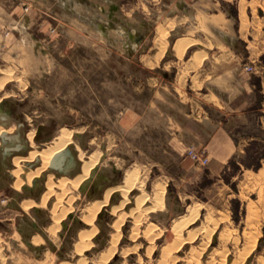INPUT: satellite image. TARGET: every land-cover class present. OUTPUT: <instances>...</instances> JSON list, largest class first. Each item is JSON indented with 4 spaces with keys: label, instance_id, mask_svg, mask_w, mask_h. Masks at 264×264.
Returning a JSON list of instances; mask_svg holds the SVG:
<instances>
[{
    "label": "rangeland",
    "instance_id": "rangeland-1",
    "mask_svg": "<svg viewBox=\"0 0 264 264\" xmlns=\"http://www.w3.org/2000/svg\"><path fill=\"white\" fill-rule=\"evenodd\" d=\"M237 4L236 0L225 2L238 27ZM244 4L245 10L249 7L248 14L245 12L247 18L259 22L257 30H262L264 0H244ZM60 6L62 4L58 8ZM10 9H16V20L8 27L5 20ZM42 15L35 0H0V79L9 78L0 92L1 102L7 100L17 104V119L26 124L28 132L35 131V136L41 126L52 131L50 137L43 141V146L64 127L75 131L69 146L75 153L78 171L66 176L74 177L80 173L82 161L78 158V147L86 156L102 152L105 159L100 160L98 165L111 182L105 185L99 197H88L77 189L79 198L73 202L74 211L71 212L74 218H69L68 213L63 219L66 227L61 224V235L57 240L52 236L49 242L42 240L45 249L40 258L42 256L44 261L48 256L46 264H61L78 258L74 253V244L79 231L88 228L80 221L81 209L89 201L102 198L107 188L121 183L127 170L136 169L145 177L147 192H152L158 182L166 185L165 207L146 214L136 240L131 237L135 227L133 219L127 217L120 229L118 249L108 264H160L163 249L167 247H177L171 251L170 259L178 260H171L169 264H188L187 259H192V264L198 261L200 263L197 264H238L240 255L251 247L254 239L257 240L256 246L242 264H264V178L242 176L239 173L241 170L230 167L218 179L204 171L198 181L185 182L181 162L193 146L189 145L185 150L177 125L170 121L169 115L174 112L171 106L173 93L168 90L155 93L149 86L152 83L149 80L150 71H137L141 63L138 57L133 59L128 56L125 45L113 40L110 45L96 38L92 42H79L75 37L70 39L71 35L63 32L65 29L60 23L65 22L58 15L46 17L53 25L47 34L50 41L44 43L47 53H43ZM246 66L251 69L247 70ZM257 66L264 67V54L254 65H245V69L253 72ZM173 78L174 74L161 82L168 83ZM252 78L256 86L255 104L248 123L235 131L256 137L241 159L253 166L260 161L263 166L264 127L259 121L264 117V68L261 76L253 75ZM259 80L261 89L258 88ZM9 128H14V132L17 122L10 121ZM34 142L35 146H42L36 140ZM27 162H22L23 172L29 168ZM14 168L10 161L9 166L1 170L0 236L17 254L25 252L35 262L38 254L25 245L20 230L35 233L32 220H36L39 228L46 233V228L53 222V197L45 206L40 204L38 215L31 209L36 205L27 210L29 216L24 214L17 204H13V199L27 198L22 186L20 191L12 188L14 177L11 171ZM47 172L54 174L53 180L58 179L49 168ZM46 180L45 174L41 181L43 190H39V195L47 189ZM137 193L134 191L131 197ZM179 193L181 199H178ZM128 206L123 212H128L134 203ZM109 211L110 207L102 209L99 212L101 216L98 214L95 220L98 231L92 238L93 245L83 254L89 259L106 252L111 237L117 234L113 224L118 216H112ZM193 213L197 214L196 221L184 226L182 235L186 238L192 234L194 241L181 244L174 228ZM147 228H153V241L143 236ZM150 248L154 252L149 253Z\"/></svg>",
    "mask_w": 264,
    "mask_h": 264
},
{
    "label": "crops",
    "instance_id": "crops-1",
    "mask_svg": "<svg viewBox=\"0 0 264 264\" xmlns=\"http://www.w3.org/2000/svg\"><path fill=\"white\" fill-rule=\"evenodd\" d=\"M35 1L43 14V53H47L44 43L50 41L47 34L53 25L46 17L58 15L65 22L60 24L65 29L63 32L71 35L70 39L92 42L96 38L110 45L112 40L125 45L128 56L138 57L141 63L137 71H150L152 90L173 93L174 112L169 118L182 135V145L185 150L189 145L204 149L209 157L206 167L198 166L189 155L183 157L185 182L198 181L204 171L218 179L230 169L233 159L241 165L242 176L264 178V165L255 172L241 163L256 137L235 131L248 123L256 94L252 77L261 76L264 68L257 66L253 72L245 69V65H254L264 54V26L257 30L259 22L247 18L249 7L245 10L244 0H236L238 27L237 20L225 7V2L231 0ZM6 14V25L11 27L16 20V9ZM172 74L173 80L161 82ZM259 123L264 127V117ZM19 199L13 204L29 216L21 204L31 198ZM31 209L35 214L40 211L38 207ZM32 222L39 227L38 221ZM38 234L32 235L31 242ZM42 238L43 242L52 240L48 233L47 238ZM43 242L32 243L34 248L25 243L38 254L32 262L29 255L20 251L17 254L0 236V264H16L15 261L40 264Z\"/></svg>",
    "mask_w": 264,
    "mask_h": 264
},
{
    "label": "bare ground",
    "instance_id": "bare-ground-1",
    "mask_svg": "<svg viewBox=\"0 0 264 264\" xmlns=\"http://www.w3.org/2000/svg\"><path fill=\"white\" fill-rule=\"evenodd\" d=\"M8 79L9 78H1L0 79V92L3 90ZM1 100L2 99L0 97V102H1ZM13 130H14V128L7 129V128L0 125V134H1V132L3 133L4 131H8L11 133ZM74 134H75L74 130L64 127L59 131L58 135L56 137H54L49 143L45 144L41 148H37L35 146V142H34L35 131L29 132L28 139L34 148L32 151H30V153L26 157L18 156V157L14 158V164L16 165V168L12 172V174L16 178V180L14 182V186H15L14 188H17L19 190L20 187L25 183V178L22 177L23 176V165H22L23 163L22 162H25V161L33 162L32 160H34V159H35L34 161H36V159L40 160L38 167L31 169L26 174L27 183L30 184L31 180L34 177H37L42 172L45 173L47 171V169L50 167L51 159L54 157L55 154L63 151L70 144H72ZM77 151H78V158L82 161L81 170H80L79 174L75 175L74 177H68L66 175L61 176L57 180H53L54 174L49 173L47 175V180H46V188L47 189H46V192L43 194V199H42L41 204L43 206H45L46 204L49 203L50 198L53 197V202L51 203V206H52L51 218H52L53 222H52V224H50V226H48V233L50 234V236H52V238H55V239L59 235V232L61 230V223H62L63 219L67 216L68 213L71 214V212L74 211L73 202L75 200H77V198H79V194L77 193V189H79L80 186L84 183V181H86L91 176L93 169L96 166H98L99 161L102 159V152H100V151L95 152V153L92 152V154H90L88 156H86L85 152L79 150L78 147H77ZM140 172L141 171L136 170V169L127 170L123 174L124 176L122 178L121 183L107 188L105 193H103L104 195L102 198H100V199L97 198V199L89 201L83 207V209H81L82 212L80 213L81 214L80 219L83 221V223L86 226H88V228H84V229L82 228L79 231V233L77 232L78 233V239L75 242L73 249H74L75 255L78 256V258L75 257L76 259H74V261H63L61 264H108V262L112 259V257L114 256V254L116 253V251L118 249V243H119V240L121 237L120 229L122 228L123 223L126 221V218L130 217L133 219L135 227L133 229L131 237L134 240H136V238L140 235V225L145 220L146 214L150 213V212L160 211L165 207V197H166V190H167L166 185L161 184L162 182L159 183L157 181L158 184H155L154 189H152L153 191L147 192L146 188L144 187L145 183H146L144 181L145 177L143 178ZM134 191H138V193L135 194L133 197H131V194L134 193ZM114 194H118V200H119L118 203H114L115 201L113 203L111 202L112 196ZM131 202L134 203V206L132 208H130L128 212H123L125 207H129L128 205ZM36 204L37 203L33 200H26V201L22 202V207L25 210H29L32 206H34ZM106 207H110L109 212L112 216H118V220L116 222H114L115 224H113L116 228L117 234H114V235L112 234L113 236L110 239V242L108 244V248H107L106 252L101 253L96 258L89 259L88 257L83 256V254L87 249H89L93 245L92 238L96 235V233L98 231V227L95 224V220H96L99 212L102 209L105 210ZM69 214H68V216H69ZM196 218H197V214L193 213L191 216L184 219V221H182L181 224H178L177 226H175L174 232H175L177 239H179L181 241V244H184L185 242H188V241H192L194 239V235H192V234L186 238L183 237L182 229L184 226L191 225L192 223H194L196 221ZM155 226H153V227H155ZM155 228L157 230V226ZM145 229H144V231H145ZM152 229L153 228H151V229L147 228V230L145 232H143V234H144L143 236L146 239H148L149 241H153L155 239V236H153L154 232L152 233V231H151ZM229 236H231V235H229ZM249 238H251V235ZM228 239H230V237ZM228 239H227V241H228ZM42 240H43V238L41 236H36V237H34L33 242L39 243V242H42ZM256 242H257V240L254 239L250 245L251 246L250 248L248 246H247L248 247L247 250H246L247 247L244 248L246 251L240 255L239 259L237 260V261H239L238 264H242L243 262H245L247 260L248 256L253 251V248L256 246ZM173 249H177V247H172V248L167 247V248L163 249L164 250L162 252L163 253V255H162L163 259L160 260L161 261L160 264H169V262H171L172 259H170V257L172 258L171 251ZM202 249H205V247H203ZM148 251H149V253L154 252L153 248H150ZM216 253H218V252H216ZM212 255H214V254H212ZM196 257H197V254H196ZM48 258L49 257L47 256L46 259L48 260ZM193 258H195V257H193ZM17 259H15V260H17ZM190 259H191V257H190ZM47 260H44L40 264H46ZM177 260L178 259H175L172 261H177ZM191 260L187 259L186 261H188V264H192ZM195 260H196V258H195ZM237 261L235 263H237ZM198 262L200 263V261H198ZM15 263L16 264H22L20 261L19 262L15 261Z\"/></svg>",
    "mask_w": 264,
    "mask_h": 264
},
{
    "label": "flooded vegetation",
    "instance_id": "flooded-vegetation-1",
    "mask_svg": "<svg viewBox=\"0 0 264 264\" xmlns=\"http://www.w3.org/2000/svg\"><path fill=\"white\" fill-rule=\"evenodd\" d=\"M3 108L9 113V115H10V119H11V121L12 122H14V121H16L17 122V128H16V130L14 131V132H8V131H6V132H8L9 134H12V135H17V134H20V137H21V139H20V142H18V141H15L14 143H13V147H12V149L10 150V151H8V152H6L5 151V146L1 143V141H0V175H2L1 174V170H3L4 168H6V167H8L9 166V164H10V161L12 162V164L15 166V168H16V165L14 164V158L15 157H18V156H24V157H26L29 153H30V151H32L33 150V146L31 145V143H30V141H29V139H28V134H29V132H31V131H27V129H26V124L24 123V122H21L19 119H17V115H18V106H17V104H15V103H9V102H7V103H5L4 104V106H3ZM19 124H22L20 127H19ZM9 129V128H8ZM51 130L50 129H48L47 127H43V126H41V127H39V129H38V132H37V135L34 137V140H36L38 143H40L42 146H40V147H38V146H36L37 148H41V147H43V141H45V140H47L49 137H50V134H51ZM1 135V134H0ZM32 148V149H31ZM35 160V159H34ZM34 160H32L33 162H31V161H25V162H27V164H30V163H34L35 161ZM40 161V160H39ZM40 163V162H39ZM39 163H36V164H34V167H30V165H28L29 166V168H25V171L23 172V178H25V183L22 185V187L21 188H23L25 185H27V186H30V187H32V183H33V181L36 179V178H39V180H38V183H37V185L34 187V188H32V191H28V190H24V192H25V195L28 197V198H31L30 200H33V201H35L37 204H36V206H34V207H38V208H41V206H40V204H41V202H42V199H43V194L46 192H44L43 194L42 193H40V195L38 194V192H39V190H43V187H42V185H41V181H43V175H45L46 174V176L48 175V172L46 171L45 173H41V174H39L37 177H34L32 180H31V182H30V184H28L27 183V180H26V174H27V172L28 171H30L31 169H34V168H36V167H38V165H39ZM23 165V164H22ZM24 166V165H23ZM14 168V169H15ZM78 168V162H77V164L75 165V166H73L72 168H71V171L73 172V174H70V176H72V175H74L76 172L75 171H78V170H76ZM13 169V170H14ZM13 170L11 171V174H12V172H13ZM75 172V173H74ZM12 176L14 177V181H13V186H12V188H14L15 186H14V182H15V180H16V178H15V176L12 174ZM61 176H63V175H61ZM61 176H58L57 178H59V177H61ZM110 180H109V177H108V181L106 182V184L109 182ZM111 182V181H110ZM16 191H20L21 189H17V188H14ZM102 191V190H101ZM101 191H97L96 192V190H95V194H93V196L92 197H94V196H96V197H99L100 196V192ZM10 193V192H9ZM17 195V197H22L20 194H16ZM42 196V197H41ZM97 199V198H96ZM14 201H17L18 199H13ZM40 200V203L38 202ZM22 205V204H21ZM33 207V208H34ZM38 213H40L39 212V210L37 211V215H38ZM100 215V214H99ZM82 221V220H81ZM63 223V222H62ZM61 223V224H62ZM37 225V223L36 222H32V226L34 227V231H35V233H39L38 235H36V236H43L44 238H47V234L46 233H48V228H46V233H44L43 232V229H41V228H39L38 227V225ZM21 232H22V235H23V241L27 244V242H29V243H33L34 245H37V244H35L34 242H33V239H34V237H33V239H32V242H31V237H32V235L34 234L33 232H29V233H25L23 230H20ZM41 234V235H40ZM50 235V234H49ZM59 235H61V234H59ZM35 236V237H36ZM41 236V237H42ZM62 236H63V234H62ZM32 244V245H33ZM39 245V244H38ZM43 249H45V247H44V244L43 245H41L40 246V250L42 251Z\"/></svg>",
    "mask_w": 264,
    "mask_h": 264
},
{
    "label": "water",
    "instance_id": "water-1",
    "mask_svg": "<svg viewBox=\"0 0 264 264\" xmlns=\"http://www.w3.org/2000/svg\"><path fill=\"white\" fill-rule=\"evenodd\" d=\"M9 101H2L0 103V125L9 128V123L11 121L9 113L3 108L4 104ZM10 103V102H9ZM22 124H19V127ZM79 137V134H77ZM20 134L17 135H12L9 134L8 132L4 131L0 135V141L1 143L5 146V151L8 152L12 149V145L15 141L20 142ZM105 157L103 156L101 161L104 160ZM39 159H36L34 163H30V167H34V164L39 163ZM77 164V160L75 157V153L72 150L71 146H68L66 149H64L61 152H58L57 154L54 155V157L51 159L50 167L49 169L53 172L56 173L57 176L61 175H70L73 174L71 171V168ZM45 175H43L44 177ZM39 178H36L33 181L32 187L25 185L23 187L24 190L32 191V188H34L37 183H38ZM108 181V177L103 173L102 168L98 165L96 166L92 173L91 176L84 181V183L80 186L79 191L81 193L86 194L88 197H92L93 194H95L98 190L101 191L105 188L106 182ZM96 190V192H95ZM118 200V194H114L112 196V203L114 201ZM101 214L99 215V217ZM69 218H74V215L71 213L68 216ZM77 220H80L79 218ZM81 221V220H80ZM64 227H66V224L62 223ZM96 240L98 238H95ZM28 246L31 248H34L33 245L29 242H27Z\"/></svg>",
    "mask_w": 264,
    "mask_h": 264
},
{
    "label": "built area",
    "instance_id": "built-area-1",
    "mask_svg": "<svg viewBox=\"0 0 264 264\" xmlns=\"http://www.w3.org/2000/svg\"><path fill=\"white\" fill-rule=\"evenodd\" d=\"M246 69H251L249 66H246ZM189 156L195 161V163L206 166L209 163V157L207 155L206 150L204 149H196L194 147L189 149Z\"/></svg>",
    "mask_w": 264,
    "mask_h": 264
},
{
    "label": "trees",
    "instance_id": "trees-1",
    "mask_svg": "<svg viewBox=\"0 0 264 264\" xmlns=\"http://www.w3.org/2000/svg\"><path fill=\"white\" fill-rule=\"evenodd\" d=\"M258 88L259 89H261V81L259 80V82H258ZM241 163L245 166V167H247V168H253L255 171H259L260 170V168L262 167V163L259 161L256 165H249V164H246L242 159H241ZM230 167H233V168H235L237 171L239 170H241L242 168H241V165H239L238 164V162H237V160L236 159H233V160H231V162H230ZM225 176V175H224ZM225 180L229 183V180L228 179H226V177H225Z\"/></svg>",
    "mask_w": 264,
    "mask_h": 264
}]
</instances>
